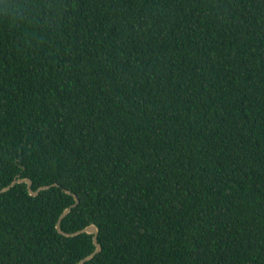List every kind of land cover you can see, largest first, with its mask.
<instances>
[{"label":"trees","instance_id":"obj_1","mask_svg":"<svg viewBox=\"0 0 264 264\" xmlns=\"http://www.w3.org/2000/svg\"><path fill=\"white\" fill-rule=\"evenodd\" d=\"M0 264H264V0H0ZM69 190L70 193H67Z\"/></svg>","mask_w":264,"mask_h":264},{"label":"water","instance_id":"obj_2","mask_svg":"<svg viewBox=\"0 0 264 264\" xmlns=\"http://www.w3.org/2000/svg\"><path fill=\"white\" fill-rule=\"evenodd\" d=\"M17 182H25L26 183V187H27V190L28 192L31 194V195H36L40 190L42 189H46L48 187H50V185H42V186H39L37 187L36 189H32L31 188V179H29L28 177H17V178H14L8 185L2 187L0 189V193L9 189L13 184L17 183ZM67 193H70L69 190H66ZM73 198H74V202L70 205V206H67L63 209V211L60 213L58 219H57V222H56V230L66 236H72V235H75V234H78L80 232H86V233H91L92 234V242L94 244V249L92 250V252H90L88 255H86L85 257H83L81 260H79L77 262V264H83V262L89 260L90 258H92L94 256V254H96L99 250H100V244L98 243L96 237H97V227L95 224L93 223H90L88 225H86L85 227L81 228V229H78L76 231H73V232H64L63 230H61L60 228V222L62 220V218L70 211L71 207L75 206L78 202V198L76 195H73Z\"/></svg>","mask_w":264,"mask_h":264}]
</instances>
